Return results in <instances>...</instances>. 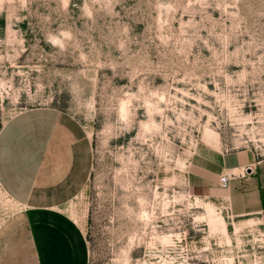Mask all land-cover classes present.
Segmentation results:
<instances>
[{
  "label": "rangeland",
  "instance_id": "374dc122",
  "mask_svg": "<svg viewBox=\"0 0 264 264\" xmlns=\"http://www.w3.org/2000/svg\"><path fill=\"white\" fill-rule=\"evenodd\" d=\"M33 109L90 136L89 264H264V212L186 181L264 156V0H0V133Z\"/></svg>",
  "mask_w": 264,
  "mask_h": 264
},
{
  "label": "crops",
  "instance_id": "0c3cea01",
  "mask_svg": "<svg viewBox=\"0 0 264 264\" xmlns=\"http://www.w3.org/2000/svg\"><path fill=\"white\" fill-rule=\"evenodd\" d=\"M89 137L72 119L45 109L5 125L0 191L16 210L0 224V264H89V208L82 197ZM227 173L235 176L224 188L220 179ZM186 181L201 195L224 196L236 216L264 212V156L256 149L195 153Z\"/></svg>",
  "mask_w": 264,
  "mask_h": 264
},
{
  "label": "built area",
  "instance_id": "2783aa9c",
  "mask_svg": "<svg viewBox=\"0 0 264 264\" xmlns=\"http://www.w3.org/2000/svg\"><path fill=\"white\" fill-rule=\"evenodd\" d=\"M235 176L233 173H227L221 176L220 185L224 188L229 187L231 179Z\"/></svg>",
  "mask_w": 264,
  "mask_h": 264
},
{
  "label": "bare ground",
  "instance_id": "6f19581e",
  "mask_svg": "<svg viewBox=\"0 0 264 264\" xmlns=\"http://www.w3.org/2000/svg\"><path fill=\"white\" fill-rule=\"evenodd\" d=\"M86 219H85V216H84V229H86Z\"/></svg>",
  "mask_w": 264,
  "mask_h": 264
}]
</instances>
